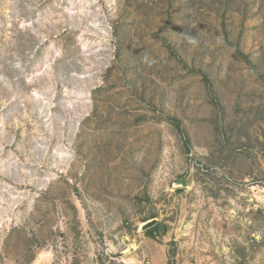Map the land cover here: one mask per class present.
Wrapping results in <instances>:
<instances>
[{
  "label": "rangeland",
  "instance_id": "rangeland-1",
  "mask_svg": "<svg viewBox=\"0 0 264 264\" xmlns=\"http://www.w3.org/2000/svg\"><path fill=\"white\" fill-rule=\"evenodd\" d=\"M263 183L264 0H0V264H264Z\"/></svg>",
  "mask_w": 264,
  "mask_h": 264
},
{
  "label": "water",
  "instance_id": "water-1",
  "mask_svg": "<svg viewBox=\"0 0 264 264\" xmlns=\"http://www.w3.org/2000/svg\"><path fill=\"white\" fill-rule=\"evenodd\" d=\"M145 222H146L145 225H143V227L142 226L140 227V229L142 231H147L148 229L156 226L159 223V220H158V218H152V219L147 220Z\"/></svg>",
  "mask_w": 264,
  "mask_h": 264
},
{
  "label": "trees",
  "instance_id": "trees-1",
  "mask_svg": "<svg viewBox=\"0 0 264 264\" xmlns=\"http://www.w3.org/2000/svg\"><path fill=\"white\" fill-rule=\"evenodd\" d=\"M159 227H160V223L157 224L156 226H154V227L148 229V230L146 231V233H149V235H153V234H154V231L157 230V229H159Z\"/></svg>",
  "mask_w": 264,
  "mask_h": 264
},
{
  "label": "built area",
  "instance_id": "built-area-1",
  "mask_svg": "<svg viewBox=\"0 0 264 264\" xmlns=\"http://www.w3.org/2000/svg\"><path fill=\"white\" fill-rule=\"evenodd\" d=\"M263 188H264V183H263ZM149 264V263H148ZM178 264H186L185 262H179Z\"/></svg>",
  "mask_w": 264,
  "mask_h": 264
},
{
  "label": "bare ground",
  "instance_id": "bare-ground-1",
  "mask_svg": "<svg viewBox=\"0 0 264 264\" xmlns=\"http://www.w3.org/2000/svg\"><path fill=\"white\" fill-rule=\"evenodd\" d=\"M143 225H145V223L143 224ZM44 256V255H43ZM49 256V255H48Z\"/></svg>",
  "mask_w": 264,
  "mask_h": 264
},
{
  "label": "crops",
  "instance_id": "crops-1",
  "mask_svg": "<svg viewBox=\"0 0 264 264\" xmlns=\"http://www.w3.org/2000/svg\"><path fill=\"white\" fill-rule=\"evenodd\" d=\"M159 223H160V222H159ZM159 223H158V224H159Z\"/></svg>",
  "mask_w": 264,
  "mask_h": 264
}]
</instances>
